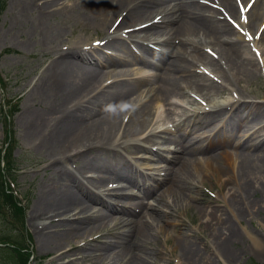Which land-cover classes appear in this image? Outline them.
<instances>
[{"label":"bare ground","instance_id":"bare-ground-1","mask_svg":"<svg viewBox=\"0 0 264 264\" xmlns=\"http://www.w3.org/2000/svg\"><path fill=\"white\" fill-rule=\"evenodd\" d=\"M8 14L0 44L33 40L51 56L19 116L58 178L29 213L50 262L168 264L155 246L172 231V264H232L235 225L264 211V105L211 101L264 70V0H11ZM76 29L87 37L62 45ZM189 92L207 105L184 111ZM172 115L175 131L163 126ZM217 146L232 155H208ZM209 171L230 184L221 199L195 192ZM193 204L189 231L178 218Z\"/></svg>","mask_w":264,"mask_h":264},{"label":"rangeland","instance_id":"rangeland-1","mask_svg":"<svg viewBox=\"0 0 264 264\" xmlns=\"http://www.w3.org/2000/svg\"><path fill=\"white\" fill-rule=\"evenodd\" d=\"M10 1L11 0H0V5L2 6L0 12V33L3 32L5 27L8 25L9 19V10H10ZM91 33L92 38H96V34ZM88 33V34H89ZM72 35H81L83 37H87V34L81 32L79 29H76L72 33L68 35L66 40H63L62 45L68 46L69 41L67 40ZM25 38V37H24ZM19 39V38H18ZM29 45L25 47L22 45L20 41H12L8 39H3L0 44V150H2V154L6 152L7 144L5 142L8 141L7 135L10 133L13 137L12 142V166L15 169L14 172V180L13 187L19 197L26 202V220H25V229H22V226H7L2 225L0 223V235H7L10 230L17 228V231H21V241L28 248V250L34 255L33 259L30 260L32 264H52L50 261L54 255V253H48L44 250H41L38 245L36 234L33 230L34 225H31L29 222V213L31 211L32 204L36 198V192L39 187H41L44 183H51L53 180L58 179L56 177H50V170H47L46 166L47 160L43 153L37 150L34 146L28 143L27 139L24 137L22 133V127L19 123V116L26 108L24 106L25 99L27 98L28 93L30 92L31 84H34L35 81L39 79L41 73L47 66V59L51 58V56H42V50L39 47L34 45L33 40H28ZM132 71L137 73L139 69L137 65H133L130 67ZM196 71H200L199 68H194ZM197 73V72H196ZM198 74V73H197ZM233 95L229 94V90L222 91L220 95L214 100L212 103L219 104L226 102L229 98H241L244 101L250 102L254 105H264V71L261 72L260 76L250 77L247 79H240V81H235L233 83ZM194 97H198L195 93L190 92ZM215 97V96H214ZM199 98V97H198ZM199 103L195 99L194 104L189 102V98L187 95L184 98H181V104L184 106L186 111H193L198 108H203L207 105V100H202ZM13 101V102H12ZM14 103V104H13ZM5 104L7 107H3L1 110V105ZM11 106L14 108L13 110H9ZM14 106V107H13ZM167 107L159 108L157 111V115L161 116L164 119L166 116ZM172 109V108H171ZM177 112H180L181 109H176ZM12 112V113H10ZM227 115L232 113V111L226 110ZM105 114V113H104ZM233 114V113H232ZM106 115V114H105ZM175 116H169V121L164 122V126H170V129L176 128ZM209 126L205 128L208 129ZM9 130V133L6 131ZM154 147H160V145H154ZM221 153L231 154L230 147H214L208 155H220ZM205 154L204 156H206ZM153 162H149L152 164ZM6 164V161H0V169ZM62 164L56 166V168H61ZM68 167L72 170L75 168L70 162H68ZM149 171V170H147ZM228 172L229 169H228ZM224 174H217L213 171H209L206 175H204L203 179L198 184L196 191L199 198H203V200H212V198L221 199L223 194L221 190H225L230 186L229 183L224 182L222 185L218 180L220 176ZM225 176L221 178L224 180ZM158 190V191H157ZM159 192V188L155 189V193ZM150 201V199H148ZM199 215L196 212L195 205H191L186 208L184 212H182L181 216L178 220H181L187 227L189 231L195 229V223L199 221ZM251 224L248 223L247 220L242 221V226L235 225L236 229L239 231L240 235L243 239L235 246H233L237 255L236 259L232 264H263L264 263V211L260 215L253 214L251 215ZM20 230V231H19ZM244 231L251 236L254 235L261 244H258L259 252L254 245L253 240L248 235L244 234ZM167 237L161 236L158 239L156 246L159 251L166 253V260H169L168 264H172L173 261H176L177 258L174 255L169 253L170 246L173 244V239L175 237V233L169 231ZM29 234V236L27 235ZM31 238V241H30ZM32 243V248H31ZM204 245V242H201ZM33 249V252H32ZM242 249L243 254H240V250ZM35 257V260H34ZM68 258L64 259L67 261ZM33 260V261H32ZM102 264H109V261H103ZM162 264V263H160ZM167 264V263H163ZM215 264H222L215 263Z\"/></svg>","mask_w":264,"mask_h":264},{"label":"trees","instance_id":"trees-1","mask_svg":"<svg viewBox=\"0 0 264 264\" xmlns=\"http://www.w3.org/2000/svg\"><path fill=\"white\" fill-rule=\"evenodd\" d=\"M14 201L13 195L9 193V187L4 177L0 175V222L4 221L5 217L9 218L8 215H13L17 218L20 217L21 208ZM5 203L7 204V212L5 211ZM2 238H5L4 240L6 241L2 244L12 241L15 245L14 248H0V264H26L29 254L19 249L20 239L18 235L17 237L5 235L0 239Z\"/></svg>","mask_w":264,"mask_h":264}]
</instances>
